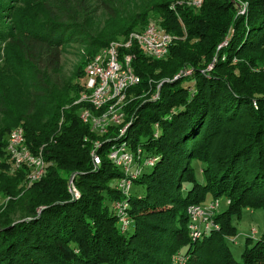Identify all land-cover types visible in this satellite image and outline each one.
Listing matches in <instances>:
<instances>
[{
	"label": "trees",
	"instance_id": "16d2710c",
	"mask_svg": "<svg viewBox=\"0 0 264 264\" xmlns=\"http://www.w3.org/2000/svg\"><path fill=\"white\" fill-rule=\"evenodd\" d=\"M91 1L31 0L20 15L9 7L11 29L0 37L15 45L14 73L24 84L17 110L10 92L0 95V112L17 125L0 130V198L8 199L0 206V264H170L177 253L184 264H264V234L246 240L241 262L224 239L236 236L244 209L264 211V0H205L200 9L150 0L123 16L110 0L107 12L118 23L95 34L87 21ZM152 14L175 41L161 60L133 49L140 83L128 91L123 121L99 135L80 118L86 66L110 40L154 23ZM74 42L85 54L73 77L62 79L63 46ZM17 127L47 165L31 185L29 169L14 167L6 153ZM96 141L102 159L94 167ZM124 143L142 150L131 189L143 193L127 198L117 189L125 173L109 158ZM151 157L154 166L143 164ZM198 160L206 164L202 179L193 167ZM209 196H227L231 205L217 216L220 231L194 242L187 209ZM123 199L132 221L125 233L113 208Z\"/></svg>",
	"mask_w": 264,
	"mask_h": 264
},
{
	"label": "built area",
	"instance_id": "2783aa9c",
	"mask_svg": "<svg viewBox=\"0 0 264 264\" xmlns=\"http://www.w3.org/2000/svg\"><path fill=\"white\" fill-rule=\"evenodd\" d=\"M204 2L205 0H182L184 6L193 9H200ZM246 7L245 4L240 6V14H245ZM174 41V36L165 32L159 24L150 23L140 31L132 32L126 37L111 42L96 54L86 66L84 92L78 101V103L87 105L82 109L80 115L83 123L89 125L93 132L102 135L109 131L110 126L120 124L125 116L128 91L140 83V77L132 67L133 54L131 53L133 49L137 47L147 57L161 60L169 54ZM158 96L153 99H158ZM127 128L128 126L120 130V136L125 134ZM97 147H100L99 142H96L92 149L93 162L96 166L101 164ZM141 152V149H138L137 153L131 151L124 143L113 148L109 153L111 161L115 162L125 173V181L128 184H123L121 187L125 194L132 186V182L126 177L131 175V177L137 178L141 173L142 166L134 165L135 157L140 156ZM6 153L14 167L29 169L27 185L39 182L44 177L47 165L43 153L42 151L37 153L31 151L26 143L22 127L10 131ZM153 164L148 163L147 166H153ZM70 184L71 193L75 198H78L80 195L73 181ZM7 200V198L4 199L1 205ZM189 211L190 214L198 215L203 210L201 205H193L189 207ZM185 261L186 258L179 253L171 264H184Z\"/></svg>",
	"mask_w": 264,
	"mask_h": 264
},
{
	"label": "rangeland",
	"instance_id": "374dc122",
	"mask_svg": "<svg viewBox=\"0 0 264 264\" xmlns=\"http://www.w3.org/2000/svg\"><path fill=\"white\" fill-rule=\"evenodd\" d=\"M10 1L12 0H9L8 8L3 9L0 6V34L9 32L11 29V25H12L11 19L12 17L14 18V16H12L13 14L12 11L9 10L10 6H13L15 8L14 11L17 10V15L22 14L26 9L29 11L30 3L25 4V2L31 0H13L15 1L14 3ZM106 1L108 2L110 0L91 1V10H90L91 13L88 14L89 18L87 19V21L92 23V27H93L92 33L94 34L97 33L98 30H101L103 28H108V29L114 28L118 23V18L112 17L108 14L104 3ZM149 3L150 0H112L111 2L113 7L115 8V12L118 11L119 13L118 16H123L129 13L130 14L138 13L145 7V5ZM150 20L151 22L157 23L158 22L157 15L154 16V14H152ZM115 40L117 39H112L110 41L113 42ZM15 52H16L15 45L7 42V39L2 40V38L0 37V95L1 92H5L1 96L7 98L10 92V95L12 97L11 105L13 111L19 108V104H18L19 90L21 91L20 88L21 84H24L23 80L20 79L18 76H16L14 73L15 69H19L16 66V63H14L13 56L15 55ZM84 54H85V47L81 43L74 42V43H68L63 46L62 58H61V74H60V77L62 79H69L73 77V75L76 73L77 69L79 68L80 64L82 63ZM76 81L77 79H74V82ZM81 82H83V80H81ZM7 125H11L15 127L17 126L15 125V116H13V114L8 112L7 113L0 112V130L5 128ZM107 133L103 135H106ZM100 158L102 159L101 155ZM139 159H140L139 155L135 157L134 165L136 167L142 166L141 163L139 162ZM155 161L157 162V158L151 157L150 159H145L143 164L147 165L148 163H150V165H152ZM113 163L115 164V162ZM155 163L153 164V166L155 165ZM93 165L94 167H97L94 162ZM193 165L192 166L194 167L198 178L202 179L204 177L206 164L198 160L194 162ZM126 178H128L132 182L131 184H133V182L137 179L131 177V175H128ZM126 183L127 182L125 181V175L124 178L120 179V181L117 183L118 185L117 189L120 191L123 198L130 197L131 194L134 192L139 194L143 193V192L140 193L139 191L136 190L132 191L133 189L132 188L129 190V192H127V194H125L124 190L121 187L123 184L125 185ZM70 185L71 184L69 183V186ZM123 200L116 201L113 204V208L116 211L118 224L121 228V231L125 233L131 228L132 221L128 211L130 209V203H128L126 200L124 201ZM2 202H4V198H0V205ZM229 205H231V201L230 198H228L227 196L218 199L209 196L201 204V208L203 211L198 215L197 214L193 215L192 213L190 214L188 208L187 230L189 232L191 239L194 242H196L203 239L204 237H207L211 232L220 231V224L216 221L217 216L222 214L229 207ZM123 217L124 219H122ZM20 218L21 216L20 214H18V216H16V219H20ZM235 225L238 228L236 236L233 238L225 237L224 239L226 243H228L231 246V251L234 255V258L237 261L241 262L242 253L245 249L246 240L247 239L257 240L259 237L263 236L264 234V211L244 209L243 215L240 218V220H235ZM178 254L179 253L171 257L170 264L173 263L176 255Z\"/></svg>",
	"mask_w": 264,
	"mask_h": 264
},
{
	"label": "water",
	"instance_id": "95a60500",
	"mask_svg": "<svg viewBox=\"0 0 264 264\" xmlns=\"http://www.w3.org/2000/svg\"><path fill=\"white\" fill-rule=\"evenodd\" d=\"M239 7H240V6H239ZM211 67H212L211 69H213V66H211ZM211 69H210V70H211ZM157 95H159V90H158V92L154 95V97L157 96ZM158 98H159V96H158Z\"/></svg>",
	"mask_w": 264,
	"mask_h": 264
},
{
	"label": "crops",
	"instance_id": "0c3cea01",
	"mask_svg": "<svg viewBox=\"0 0 264 264\" xmlns=\"http://www.w3.org/2000/svg\"><path fill=\"white\" fill-rule=\"evenodd\" d=\"M246 236H247V234H246Z\"/></svg>",
	"mask_w": 264,
	"mask_h": 264
}]
</instances>
